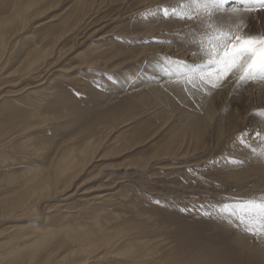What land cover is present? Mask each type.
Masks as SVG:
<instances>
[{
  "label": "rangeland",
  "instance_id": "rangeland-1",
  "mask_svg": "<svg viewBox=\"0 0 264 264\" xmlns=\"http://www.w3.org/2000/svg\"><path fill=\"white\" fill-rule=\"evenodd\" d=\"M32 1L0 0V22L31 4L0 52V201L30 191V169L32 177H48L61 159L79 157L88 144L95 154L70 191L59 192L61 179L57 195L37 202L35 213L0 220V244L17 240L0 249V264H10L5 257L12 248L28 246L23 235L33 226L63 224L93 233L94 240L103 230L112 238L77 264H264V248L253 238L203 215L232 202L226 198L260 196L248 174L264 152L258 91L248 85L228 94L224 102L238 119L217 123L222 133L217 125L214 134L196 131L167 94L156 96L129 77L144 62L157 69L155 54L140 52L168 45L144 34L145 25H155L158 0ZM224 7L243 4L228 0ZM241 16L249 31L264 32V10ZM46 50L37 68L25 72V57ZM236 122L241 126L232 130ZM71 245L55 235L35 264L62 258Z\"/></svg>",
  "mask_w": 264,
  "mask_h": 264
},
{
  "label": "bare ground",
  "instance_id": "bare-ground-1",
  "mask_svg": "<svg viewBox=\"0 0 264 264\" xmlns=\"http://www.w3.org/2000/svg\"><path fill=\"white\" fill-rule=\"evenodd\" d=\"M179 1L182 2V0ZM32 3H35V1L33 0ZM170 3L171 0H158L156 4H154L157 6L156 9L157 12H155L152 15L151 18L152 21L150 20V22L155 23V25L153 27L151 26L146 27L145 25L146 29L144 30L145 32L144 34H152V37L157 39L159 42L168 44L166 46H163L162 48H159L158 46L145 48L142 52H140L143 55L147 53L150 54L154 53L156 59V61L154 62L157 63V69L153 71L152 65H150V63L144 62L140 65V67H138V69H136L134 73L129 75L130 80L132 81L135 79V81H137L138 79H140V81H142L141 83L144 86L151 87L152 94L156 96L167 94L169 97V101H171L172 107L176 110L177 115L182 119H185V121H187L186 124H188L191 121V124L194 125L196 131H202L206 129L208 130V132L214 134L215 133L214 128L217 125V128L219 127L217 129L218 132L222 133L223 126H220L217 123H222L225 117L227 118L234 117L238 119L237 116L238 114H236L233 111H230V109L228 108V106H231V104L228 105L227 102H226L227 104L224 102V100L227 99L228 94H230L231 92H233L234 94L236 92V89L233 86V82L231 81L226 82L222 89L216 91L211 96H204L202 94H194L191 92L184 93L181 88L170 83L169 69H170V62L172 60L179 59L189 64H191L194 60V56L189 54L191 48L188 44V34L190 29L197 27L196 22L194 21L186 22V21L178 20L174 17L167 19L164 18L162 13L159 11L161 9L160 7H162L163 5H168L166 7L172 9L177 7L178 4H180L179 2L175 4H170ZM30 6L31 4L29 6L27 5V7L23 9L21 12L17 10L13 15L14 17L12 16L13 20H7V21L3 20V22H0V52H3V50H5L6 40H8L6 34L11 33V30L13 31L17 30V28L20 26L18 24H21V22L23 23V21L25 20V14L27 11L26 9L29 8ZM162 25L164 26L161 27ZM169 35H171V37ZM162 38H166L167 41ZM49 51L50 50H46L42 52L39 51L33 57L31 58L28 57L29 59L28 58L26 59L25 57L23 65L26 68L24 69V71L30 72L32 70H35L37 66L40 64V61L44 60L50 54ZM151 67H152L151 69L152 71L150 72L149 68ZM24 76L27 77L28 74H24ZM164 86L166 87V93L163 90ZM250 87L254 88L253 85L252 86L250 85ZM258 95H259L258 101L262 103L264 100V89L259 90ZM243 101H245V99L240 98L239 101H237L238 103L237 105L245 110V107H243ZM175 102L178 103V106H176ZM260 106L262 107L264 105H260ZM258 107L254 106L253 104L251 105L249 104L247 108L254 109ZM248 111L246 113H248ZM240 126H241V122H236L235 126H233V128L231 129L234 130L236 128H239ZM262 126L264 127V124H262ZM253 136H255V133ZM257 139L258 138H253V140L255 141H257ZM208 146H209V142L207 144V147ZM94 150H95V146L88 144L85 150L81 151L78 154L79 157L73 158L72 155L65 159L64 158L61 159L60 161L61 166L55 167L52 170L50 176L48 177L43 176L41 178V176H38L37 174H33L32 177L33 171L31 169L28 170L27 172L28 175L25 176V180L26 183H27V178L29 181L33 182V184H31L28 187L30 191L27 190L26 193L24 192L22 194H18V196H14L6 200H1L0 220L3 221L20 220L22 216L35 213L37 210V205H36L37 202H39L42 198L48 199L52 196L57 195L58 188H56L55 184L58 183L61 179H63V183L61 187L62 191L59 192L70 191V189L73 186H75L74 182L81 175L87 162L90 159L92 160V158L94 157L95 154ZM261 159L262 158L260 155H258V157H255L252 161H254L256 167L255 168L253 167L254 169L252 168L253 169L252 172L250 173L248 172V174L253 175L255 177V181L258 182L257 188H259V192H260L259 195L264 194V161H263L264 159L262 161ZM24 194H27L28 198L32 197L33 201L31 202V199L27 201L28 198L24 199V197L22 196ZM77 227L78 228L76 229L74 226H70L69 224H63L59 227H53V228H49V227L38 228L33 226L29 232H26L24 235L22 234L23 241H27L28 246L26 245L24 250L12 248L11 250H9L8 255L6 254L7 256L5 258L10 261L9 262L10 264H35L38 251H41L43 248L45 249L47 244H49V242L51 241L52 238L55 237V235L62 234L65 240H67L70 244H72L71 246L75 248L71 249V251L68 254H66L60 259L45 258L46 263L47 264H77L79 262L85 261L86 260L85 258H87L91 254L96 253L98 250L100 249L102 250V248L104 249L107 248L112 240L111 236L108 233H105L104 230L100 231L99 232L100 237L95 238L94 240L92 238L93 233H88V231L87 233H85L84 231L82 232L81 230L82 228L80 229L79 226ZM120 232L122 233V231ZM13 239L11 238L9 242L6 244H0V249L12 245L10 243L12 242ZM13 241L15 243V241L17 240L14 239ZM62 243H65V241L63 240ZM25 258H27L26 262H24ZM75 258H78L77 262L73 260Z\"/></svg>",
  "mask_w": 264,
  "mask_h": 264
},
{
  "label": "snow or ice",
  "instance_id": "snow-or-ice-1",
  "mask_svg": "<svg viewBox=\"0 0 264 264\" xmlns=\"http://www.w3.org/2000/svg\"><path fill=\"white\" fill-rule=\"evenodd\" d=\"M227 3L228 0H182L175 8L161 9L166 19L174 17L197 25L188 34L193 62H170V83L186 93L211 96L229 81L237 90L248 85H253L254 91L264 89V32L249 31L241 16V12L264 10V0H241L243 8L225 9ZM259 115L264 116V111ZM226 199L232 202L212 205L214 211L203 215L223 221L264 248V194Z\"/></svg>",
  "mask_w": 264,
  "mask_h": 264
}]
</instances>
